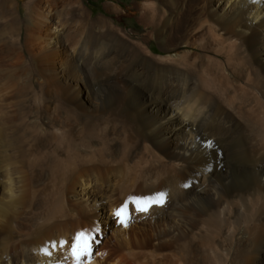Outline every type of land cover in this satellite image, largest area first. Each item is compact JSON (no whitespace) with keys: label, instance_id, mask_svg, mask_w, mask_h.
<instances>
[{"label":"bare ground","instance_id":"bare-ground-1","mask_svg":"<svg viewBox=\"0 0 264 264\" xmlns=\"http://www.w3.org/2000/svg\"><path fill=\"white\" fill-rule=\"evenodd\" d=\"M140 1L145 26L162 42L157 59L120 38L109 46L83 23L72 28L63 14L86 18L80 0H27L25 50L19 8L0 0L12 38L0 65L19 48L47 95L90 99V119L129 125L126 140L144 153L136 180L121 187L96 163L68 171L57 199L70 208L44 229L68 235L62 260L51 241L17 222L0 264H102L111 248L134 251L127 238L136 225L146 228V253L175 264H195L199 244L210 264H264V0ZM4 174L10 204L16 188ZM85 241L91 256L78 261L73 246Z\"/></svg>","mask_w":264,"mask_h":264},{"label":"rangeland","instance_id":"rangeland-1","mask_svg":"<svg viewBox=\"0 0 264 264\" xmlns=\"http://www.w3.org/2000/svg\"><path fill=\"white\" fill-rule=\"evenodd\" d=\"M12 1L19 8V26L23 28L21 45L26 50L25 31L30 26L24 10L27 0ZM140 2L80 0L78 3L86 18L77 16L71 21L66 13L63 17L74 29L83 23L86 34L101 35L109 46L115 43V38H120L157 59L164 55L160 50L162 42L145 26ZM59 19H62L61 14ZM11 39L7 28L0 24V48H11ZM1 60L7 64L0 65V179L4 181V173H9L16 190L14 200L8 204L6 191L0 186V262L3 248L15 240L13 230L17 222L22 224V232L31 234L34 239L51 241L62 260L68 249L63 243L68 235L44 229L62 220L70 208L67 200L58 202L57 199L58 193L67 186L68 171L96 163L108 170L116 186L121 187L127 185L128 180H136L144 166V153L126 140L132 131L129 125L115 120L90 119L87 109L94 106L90 99L83 97L80 102L69 103L62 96L55 99L47 95L19 48ZM111 94L126 96L116 88ZM60 127L65 130L64 137L55 132ZM103 212L98 211L101 225L106 226L102 221L106 216ZM144 229L140 225L131 227L127 240L135 244L132 253L111 248L105 253L102 264H175L169 258L146 253L144 244L148 240L145 239L147 234L142 232ZM106 235L112 243L122 245L120 241L124 242L116 239L112 232L107 231ZM197 250L200 255L195 264H210L205 248L199 244Z\"/></svg>","mask_w":264,"mask_h":264},{"label":"snow or ice","instance_id":"snow-or-ice-1","mask_svg":"<svg viewBox=\"0 0 264 264\" xmlns=\"http://www.w3.org/2000/svg\"><path fill=\"white\" fill-rule=\"evenodd\" d=\"M120 211H122V209L118 210L117 213H116V215L118 217L120 215ZM120 223L124 224L125 222L123 220H121ZM125 226H127V225L125 224ZM83 236H84V233H82V232L79 233L75 237L76 241L79 242L80 238L83 237ZM63 243L67 244L68 242H63ZM78 248L81 249V250H78ZM73 253L76 256L78 261L80 259H82L84 256H91V245L87 241H85L83 244H79V245L73 246Z\"/></svg>","mask_w":264,"mask_h":264}]
</instances>
